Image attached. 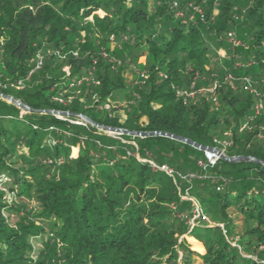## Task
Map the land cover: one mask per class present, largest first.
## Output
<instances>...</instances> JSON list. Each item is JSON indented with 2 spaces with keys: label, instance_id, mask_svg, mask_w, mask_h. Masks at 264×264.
<instances>
[{
  "label": "trees",
  "instance_id": "1",
  "mask_svg": "<svg viewBox=\"0 0 264 264\" xmlns=\"http://www.w3.org/2000/svg\"><path fill=\"white\" fill-rule=\"evenodd\" d=\"M228 33L241 45L226 46ZM221 47L230 61H218ZM214 86L215 101L201 92ZM117 88L135 95L123 123L112 114ZM0 91L32 109L200 145L222 141L228 156L264 161V0H0ZM50 125L60 142L47 140ZM67 132L70 124L51 114L18 117L16 106L0 101V264H263L244 256H264L262 164L207 166L215 187L193 178L173 183L143 155L150 150L157 165L193 174L203 151L166 136H136L140 161L125 155L129 144H114L116 157L109 147L104 152L101 136L79 147L82 135ZM178 184L214 225L188 223L194 204L181 200ZM11 214L19 215L13 225Z\"/></svg>",
  "mask_w": 264,
  "mask_h": 264
},
{
  "label": "rangeland",
  "instance_id": "2",
  "mask_svg": "<svg viewBox=\"0 0 264 264\" xmlns=\"http://www.w3.org/2000/svg\"><path fill=\"white\" fill-rule=\"evenodd\" d=\"M215 17V16H214ZM214 18H211V20H213ZM235 34L232 33L231 36H227V41H226V46L227 45H230V46H233V45H236V46H239L241 45L240 42H238L237 44H235V42L237 41L235 38H234ZM144 60V57H141L140 58V61L142 62ZM231 59L225 54L224 52V49L221 47L219 48L218 50V61L220 62H223V61H230ZM65 70H67V68H65ZM123 77L125 79H130V76H131V73H130V70L129 69H126L123 71L122 73ZM141 77V75H140ZM143 79V78H141ZM21 89V88H20ZM1 92V91H0ZM2 93V92H1ZM133 96V97H132ZM214 95L211 96V98L213 97ZM114 100H112L113 103L115 104H120L119 107H116L115 111L112 113L113 114V118L118 120L120 123H123L127 116L125 114V111H124V108L126 109H129V104H133L135 103V95L133 92L131 91H128L126 88H117L115 90V96H114ZM0 101H4L6 102V104L8 105H14L18 108V117H22L24 116L27 112H31V111H27L25 109H22L20 107H18L16 104L12 103L11 101L3 98L2 96H0ZM22 102V101H21ZM25 104V103H24ZM115 104H112L111 103V106ZM26 105V104H25ZM28 106V105H27ZM29 107V106H28ZM42 109H45V108H42ZM36 110H41V109H36ZM46 110H56V109H50V108H47ZM60 111V110H59ZM35 112V111H34ZM68 112V111H66ZM36 113H40V114H49V113H41V112H36ZM72 113V112H71ZM80 114V113H79ZM53 115L56 119L60 120V121H63V122H66L68 124H70V128H71V132L73 133H78L80 135H82L83 137V141L80 142L78 144L79 147H82L84 146V142L86 139L90 138L91 136L92 137H97V136H101V139L99 140V143L100 145L104 148V152L107 153V149L108 147L112 149V153H115V156L116 157H120V154L119 152H115L116 147H114L113 145L116 144V143H126V144H129L132 146V150L129 151V153L127 152L126 153V149H122L124 151V153H126L125 155H130L131 157H134L135 159L137 160H140L141 161V155L140 153L138 152V146L136 144V142L134 141V137H136L135 135L133 134H127V133H122V132H116V131H106V130H103V129H100L98 127H96L95 125H92L91 123H89L88 121H86L85 119H83L82 117H80L78 115V113H75V115H54V114H51ZM88 125H91L93 127H95L97 130H93L91 128H88L89 126ZM103 125V124H102ZM106 126H109V125H106ZM56 126L54 125H50V126H47V128H45V131H47V135L48 139H52L51 142L54 141L55 142H60V140H58L56 138V135H58L59 133H61L60 131H57L55 130ZM59 127V126H58ZM77 127V128H75ZM78 127H82V128H85V129H81V128H78ZM111 127H116V126H111ZM87 128V129H86ZM116 128H120V129H124V128H121V127H116ZM127 130V129H126ZM71 132H67V133H63V135H65L66 137H69L71 134ZM139 132H143V131H139ZM146 137V136H144ZM98 141V140H97ZM142 142V141H141ZM228 143L226 142H216L215 145H205V146H210V147H214L216 149H218L220 151L221 154L225 155V156H228V153L227 151L225 150V146L227 145ZM218 145V146H217ZM78 146L76 147H73V148H70V151L72 152V155L75 156L77 154V149H78ZM152 154L153 152L152 151H147L143 157H144V161L147 162L149 165H150V168L154 171L158 170L156 168H154L152 165H151V162L154 163L153 159H152ZM203 154L204 152H202L201 158H203ZM199 155V154H197ZM196 156V155H195ZM193 156H191L192 158ZM106 158H108V155H106ZM199 158V159H201ZM199 159H196L194 158V162H195V165L193 167V174L194 175H197V176H194L193 179H201V180H204L205 184L207 186H210V187H215V185L217 184L216 181L212 180V179H209L207 178L208 176V173H206L205 171H203V169H200L197 165H196V161H198ZM204 159V158H203ZM222 160H226L222 157V155L216 159L215 161H212V162H209L207 163L206 167L208 166L209 168L211 167H216L217 164L219 162H221ZM228 161V160H227ZM264 162V161H263ZM154 164H159V163H154ZM161 164V163H160ZM165 164V163H164ZM167 165V164H166ZM169 166V165H168ZM264 166V165H263ZM170 167V166H169ZM226 167V166H224ZM173 170L175 171L174 173V177H172V181L173 183H177L175 182V178L176 180H186L188 181L190 178H188L189 176L186 177L187 174H190V173H184L180 168L179 166L177 167V165H175L174 167H172ZM208 168V169H209ZM188 172V171H187ZM190 172V171H189ZM251 175H253V173H250ZM228 176L229 174H225V178L226 180H228ZM226 183V181L224 182ZM179 186V194L181 195V200L183 201H190L191 203L195 204V202L188 197V195H186L184 192L181 191V188H182V185L181 184H178ZM36 205V201H35V198H31L30 202H29V207H33ZM228 212L230 213L231 217L233 216V211L230 209H228ZM7 221L9 224L13 225L16 221H18L19 219V215L17 214H11V215H7ZM232 222L234 225L237 226V236L240 237V231H241V220L240 219H232ZM210 226L214 225V223L210 222L208 223ZM220 226H224L222 222L219 223ZM237 239V238H236ZM235 240V238L232 240V242ZM187 241H188V244L190 246L191 249L193 250H196V251H199L200 253H203V246L197 242L194 238H191V237H188L187 238ZM35 247L38 246L37 243H34ZM261 247L262 245L259 246V248L257 249V251H260L261 250ZM263 250V249H262ZM257 253V252H256ZM247 257H252L254 259V261L256 262H259V263H263L264 262V256L262 257H257V255H251V254H245ZM264 264V263H263Z\"/></svg>",
  "mask_w": 264,
  "mask_h": 264
},
{
  "label": "water",
  "instance_id": "3",
  "mask_svg": "<svg viewBox=\"0 0 264 264\" xmlns=\"http://www.w3.org/2000/svg\"><path fill=\"white\" fill-rule=\"evenodd\" d=\"M0 96H2L3 98L11 101L12 103L16 104L18 107L25 109L27 111H35V112H41V113H49V114H54V115H75V113H71V112H66V111H59V110H46V109H41V110H36V109H32L30 107H28L27 105H25L23 102H21L20 100L1 93L0 92ZM80 117H82L83 119H85L86 121H88L89 123H91L92 125H95L96 127L106 130V131H116V132H122V133H127V134H133L135 136H139V137H144V136H153V135H161V136H166L181 142H185L190 144L191 146H193L196 149H199L203 152L205 151H211V152H215V153H220V151L214 147H210V146H205V145H200L186 137L183 136H179V135H175L169 132H165V131H143V132H139V131H130V130H126V129H120V128H116V127H111V126H106V125H102L99 123H96L94 121H92L91 119H89L88 117H86L83 114H78ZM222 157L228 161H254L257 163H260L262 165H264V162L253 157V156H243V155H237V156H225L223 154H221Z\"/></svg>",
  "mask_w": 264,
  "mask_h": 264
},
{
  "label": "built area",
  "instance_id": "4",
  "mask_svg": "<svg viewBox=\"0 0 264 264\" xmlns=\"http://www.w3.org/2000/svg\"><path fill=\"white\" fill-rule=\"evenodd\" d=\"M177 7H178V2H177V1H174L173 4H172V8H173V9H177ZM194 10H195V14H198V15L200 16V18H203V17H204V16H203V13H202V11H201L200 9H196V8H194ZM195 14L190 15V16H189V19H190V20H194V19H195ZM176 15L181 16L182 13L178 11V12H176ZM231 34H232V33H228L229 36H231ZM237 43H238V41L235 42V44H237ZM39 64H40V62L38 63V65H39ZM14 87L17 88V89H20V88L22 87V83H21V81H18V82L15 84ZM243 88H244L245 90H248L249 92H252V93L255 92V90H254L253 88H251L250 85H249L248 83H247L246 85H244ZM214 89H215V86H214V87H210V88L201 89V92H202V91H206V92L210 93L211 95H213V93H214ZM190 95H192V93H191ZM212 100L215 101V97H214V96L212 97ZM261 108H262V104H261V102L259 101L258 103H256V104L254 105L255 113H259V111L261 110ZM220 156H221V153L218 154V153L211 152V151H205V152H204V157H203L204 159L201 158V159H199L198 161H196V165H197L200 169H205L207 163L212 162V161H215V160L218 159ZM151 165H152L154 168H156V169H158V170H160V171H163L165 174H167V175L170 176V177H173V176H174L175 171L173 170L172 167H169V166L166 165V164L156 165V164H154V163L151 162ZM187 176H189L188 178H190V179H192V178L194 177V175H193L192 173L187 174L185 178H187ZM217 189L219 190V187H217ZM194 219H201V220H203V221H205V222H209V218H208L205 214H203V213L200 211V209L196 206V204H194V209L192 210V216H191V218L188 220V223H192ZM209 223H210V222H209ZM220 228H221V230H222L223 235L226 237V240L228 241V243H230V244L233 245V246H236V245H237V239H235V240L232 242V240H233L234 238H232V237H227L226 230H225V228H224L223 226H220ZM238 249H239V247H238ZM244 256H246V255H244ZM246 257H247V256H246ZM263 263H264V262H263Z\"/></svg>",
  "mask_w": 264,
  "mask_h": 264
}]
</instances>
